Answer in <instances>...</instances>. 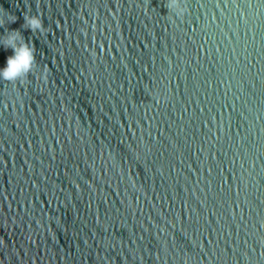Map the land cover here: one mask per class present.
I'll use <instances>...</instances> for the list:
<instances>
[{
	"label": "water",
	"instance_id": "95a60500",
	"mask_svg": "<svg viewBox=\"0 0 264 264\" xmlns=\"http://www.w3.org/2000/svg\"><path fill=\"white\" fill-rule=\"evenodd\" d=\"M164 2L0 0V264H264V0Z\"/></svg>",
	"mask_w": 264,
	"mask_h": 264
},
{
	"label": "clouds",
	"instance_id": "9594fccd",
	"mask_svg": "<svg viewBox=\"0 0 264 264\" xmlns=\"http://www.w3.org/2000/svg\"><path fill=\"white\" fill-rule=\"evenodd\" d=\"M164 6L170 13L168 15L170 20H172L171 13L182 20L188 11L186 0H165ZM16 19L15 16H10L7 23H14ZM23 20L22 27L33 34L46 31L39 14L25 15ZM2 26H4V21L0 19V27ZM0 48L10 49L12 53L6 57L4 65L0 67V81L15 83L26 79L33 72L36 63V49L30 40L25 41L19 30L5 29L4 33L0 34ZM43 78L46 80V76Z\"/></svg>",
	"mask_w": 264,
	"mask_h": 264
}]
</instances>
